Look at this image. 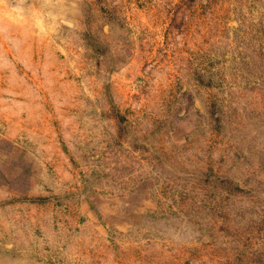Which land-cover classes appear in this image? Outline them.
I'll list each match as a JSON object with an SVG mask.
<instances>
[{
	"label": "rangeland",
	"instance_id": "rangeland-1",
	"mask_svg": "<svg viewBox=\"0 0 264 264\" xmlns=\"http://www.w3.org/2000/svg\"><path fill=\"white\" fill-rule=\"evenodd\" d=\"M0 264H264V0H0Z\"/></svg>",
	"mask_w": 264,
	"mask_h": 264
}]
</instances>
